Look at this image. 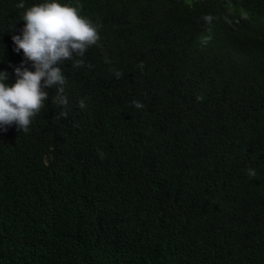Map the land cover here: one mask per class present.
<instances>
[{"label": "trees", "instance_id": "obj_1", "mask_svg": "<svg viewBox=\"0 0 264 264\" xmlns=\"http://www.w3.org/2000/svg\"><path fill=\"white\" fill-rule=\"evenodd\" d=\"M152 1H69L101 39L0 130V264H264V45Z\"/></svg>", "mask_w": 264, "mask_h": 264}, {"label": "clouds", "instance_id": "obj_2", "mask_svg": "<svg viewBox=\"0 0 264 264\" xmlns=\"http://www.w3.org/2000/svg\"><path fill=\"white\" fill-rule=\"evenodd\" d=\"M69 1L31 0L26 5V0H19L18 18L0 13L5 22L3 35L12 51L0 63V130L15 125L28 132L53 87L54 102L69 103L62 65L69 60L79 62L77 57L101 39L99 26ZM163 1L167 0H153L150 5ZM208 4L213 5L208 8ZM168 9L179 18L196 15L224 24L229 33L224 37L233 43L264 45V0H170ZM134 103L143 107L139 100ZM81 106H85L83 101ZM249 172L256 174L255 169Z\"/></svg>", "mask_w": 264, "mask_h": 264}]
</instances>
